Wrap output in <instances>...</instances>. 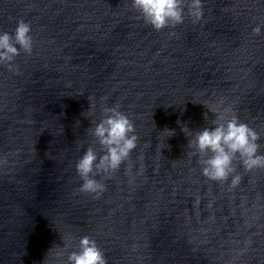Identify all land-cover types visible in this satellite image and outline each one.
<instances>
[{
	"label": "water",
	"instance_id": "obj_1",
	"mask_svg": "<svg viewBox=\"0 0 264 264\" xmlns=\"http://www.w3.org/2000/svg\"><path fill=\"white\" fill-rule=\"evenodd\" d=\"M31 25L33 50L0 65V185L62 135L170 27L131 0H0V31Z\"/></svg>",
	"mask_w": 264,
	"mask_h": 264
},
{
	"label": "clouds",
	"instance_id": "obj_2",
	"mask_svg": "<svg viewBox=\"0 0 264 264\" xmlns=\"http://www.w3.org/2000/svg\"><path fill=\"white\" fill-rule=\"evenodd\" d=\"M132 7L139 18L155 30L183 23L185 14L198 22L203 16V0H131ZM262 28L257 24L252 28L259 34ZM22 51L31 54L33 39L31 25L23 19L18 20L14 32L0 31V65L17 72L15 58ZM199 102V101H196ZM202 103L214 118L198 130L187 125L183 131L188 139V146L193 149L201 165V174L211 181L224 183L230 179V188L236 187L241 176L237 172V162L246 170L264 168V152L260 151V133L247 122L241 120L232 106ZM95 107L90 104L89 108ZM102 117L90 127V135L101 146L98 154L91 145L77 159L75 168L82 180L80 191L99 196L104 191V184L95 177L99 173L110 174L126 161L137 147L138 136L133 120L120 110L119 104L102 106ZM208 121V113H204ZM169 136L175 132L167 128ZM65 249L69 247L64 244ZM64 264H107L104 251L97 241L82 235L78 245L67 251Z\"/></svg>",
	"mask_w": 264,
	"mask_h": 264
}]
</instances>
